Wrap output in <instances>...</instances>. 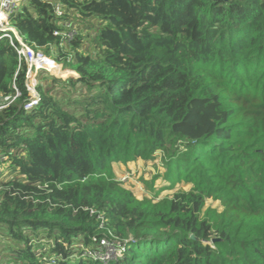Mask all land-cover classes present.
Segmentation results:
<instances>
[{"label": "trees", "instance_id": "trees-1", "mask_svg": "<svg viewBox=\"0 0 264 264\" xmlns=\"http://www.w3.org/2000/svg\"><path fill=\"white\" fill-rule=\"evenodd\" d=\"M60 1L64 16L28 0L13 17L65 69L38 74L32 109L0 40V99L19 93L0 110L2 261L264 264V0ZM156 154L192 189L140 199L113 172ZM102 239L125 250L84 254Z\"/></svg>", "mask_w": 264, "mask_h": 264}, {"label": "rangeland", "instance_id": "rangeland-1", "mask_svg": "<svg viewBox=\"0 0 264 264\" xmlns=\"http://www.w3.org/2000/svg\"><path fill=\"white\" fill-rule=\"evenodd\" d=\"M45 52L47 53V51ZM58 66L61 67L62 63H59ZM53 73L59 75V73L55 71ZM74 76L75 75L70 72V74L67 75V78H72ZM39 80L40 78L39 79L37 78L38 82ZM2 102L3 100L0 99V104ZM165 163L166 160L163 154H156L154 155V157H152L149 160L138 159V160L130 161L128 163H118L114 161L112 164V169L116 177L122 182L123 186L130 189L140 199H142L144 196L154 197L157 200L163 198H171L179 192L189 191L190 189H192L191 184H187L183 181L175 182L174 184H172L170 182L171 177L169 175V170L168 167L165 165ZM5 167L6 165L0 168V171L7 172V169ZM210 209L214 211L215 210L222 211L224 207L222 206L220 200L215 198H209L206 200L205 210H210ZM101 246L103 247H100L98 251H93L92 249L86 247L83 252L89 258L95 257L97 260L112 259L116 257L117 254H120L118 251L119 246L117 245L114 246L108 241H106L105 245L101 243ZM3 249H4V243L0 238L1 261H2V256L6 254L5 253L6 251L5 252L2 251ZM9 254L10 253H8V255ZM107 255L109 257H107ZM5 262H8V260L2 261V264H11Z\"/></svg>", "mask_w": 264, "mask_h": 264}, {"label": "built area", "instance_id": "built-area-1", "mask_svg": "<svg viewBox=\"0 0 264 264\" xmlns=\"http://www.w3.org/2000/svg\"><path fill=\"white\" fill-rule=\"evenodd\" d=\"M27 1L28 0H0V40L7 38L11 46L16 50L20 63L22 61H25L28 66L27 76H26L27 77L26 86L30 94V101L26 103L25 109L29 110L37 106V104L39 103V94L37 91L38 74L41 71H46L48 74L56 77V74L53 73V70L56 68L55 65H59V62H57L51 56H48L43 50H35L30 44H28L23 39V37L21 36V34L18 32L17 28L13 24V17L16 16V13L19 10L23 9ZM52 3L54 5V10L57 16H64L65 8L62 2L60 0H53ZM59 34H60L59 31L55 32L56 36ZM61 69L65 70L63 64L61 66ZM64 79H68V78H64ZM16 90H17L16 96L4 98L3 102L0 104V110H2L3 108L7 107L9 104L14 102V100L19 95L17 88ZM0 159L7 160V157L5 154H1ZM91 213L98 214V218L100 219L103 218L102 214H100L95 209H92ZM106 241H108L114 246L116 245L119 246L118 249L119 253L125 250V246H126L125 244H118L117 241H111L108 239H102L98 248H94V249L89 248V249H92L93 251H98L100 247H103L101 246V243L105 245ZM80 246L83 247L82 245ZM107 257L109 256L107 255ZM112 259H107L102 261L107 262Z\"/></svg>", "mask_w": 264, "mask_h": 264}, {"label": "crops", "instance_id": "crops-1", "mask_svg": "<svg viewBox=\"0 0 264 264\" xmlns=\"http://www.w3.org/2000/svg\"><path fill=\"white\" fill-rule=\"evenodd\" d=\"M74 74V73H73ZM75 75V74H74Z\"/></svg>", "mask_w": 264, "mask_h": 264}, {"label": "water", "instance_id": "water-1", "mask_svg": "<svg viewBox=\"0 0 264 264\" xmlns=\"http://www.w3.org/2000/svg\"><path fill=\"white\" fill-rule=\"evenodd\" d=\"M214 242H215V240H214Z\"/></svg>", "mask_w": 264, "mask_h": 264}, {"label": "bare ground", "instance_id": "bare-ground-1", "mask_svg": "<svg viewBox=\"0 0 264 264\" xmlns=\"http://www.w3.org/2000/svg\"><path fill=\"white\" fill-rule=\"evenodd\" d=\"M164 154V153H163Z\"/></svg>", "mask_w": 264, "mask_h": 264}]
</instances>
